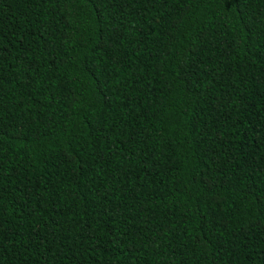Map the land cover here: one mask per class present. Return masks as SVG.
<instances>
[{
  "label": "trees",
  "instance_id": "trees-1",
  "mask_svg": "<svg viewBox=\"0 0 264 264\" xmlns=\"http://www.w3.org/2000/svg\"><path fill=\"white\" fill-rule=\"evenodd\" d=\"M0 264H264V0H0Z\"/></svg>",
  "mask_w": 264,
  "mask_h": 264
}]
</instances>
